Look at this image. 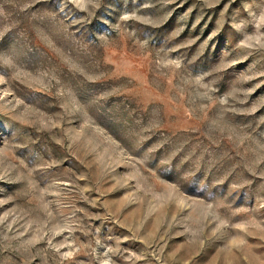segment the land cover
<instances>
[{
	"label": "rangeland",
	"instance_id": "obj_1",
	"mask_svg": "<svg viewBox=\"0 0 264 264\" xmlns=\"http://www.w3.org/2000/svg\"><path fill=\"white\" fill-rule=\"evenodd\" d=\"M0 264H264V0H0Z\"/></svg>",
	"mask_w": 264,
	"mask_h": 264
}]
</instances>
